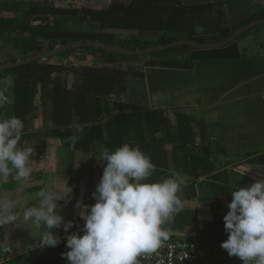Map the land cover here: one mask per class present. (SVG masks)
Segmentation results:
<instances>
[{
    "label": "trees",
    "instance_id": "obj_1",
    "mask_svg": "<svg viewBox=\"0 0 264 264\" xmlns=\"http://www.w3.org/2000/svg\"><path fill=\"white\" fill-rule=\"evenodd\" d=\"M200 8L202 6H184L180 0H112L101 10L0 0V44L9 45L12 39H16L15 34L21 33L22 59H26L78 41H95L129 50L150 47L145 44L140 48H132L128 40L118 38V31L162 32L163 36L154 46L181 40L199 44L218 43L238 29L264 18L262 11L233 28L219 24L214 36H200L195 33L197 23L192 20L199 15ZM60 21L76 26L88 24L92 29H63L56 25ZM237 40L220 49H196L186 62L171 59L163 60L162 63L174 68H189L193 61L199 59L233 58L239 55ZM134 42L138 46L141 44L137 39ZM86 48L103 52L99 57L103 64H78L74 60L63 64L43 59L0 72V79L11 77L13 81L6 93L13 102L0 109V117L10 111L11 117L16 116L22 121L18 146H22L25 141L24 132L29 122L39 119L41 113L46 120V136L60 139L66 148L90 152L91 146L98 142H102L104 149L109 151L126 143L138 146L154 165V170L145 182H162L174 176L165 173L172 167L193 178L183 186L191 191L189 199L200 197L198 192L204 196L226 198L222 213L213 217L207 239V242L220 246L228 238L223 217L229 211L227 204L234 188L229 183L228 170L218 169L214 161L210 160L211 149L196 147L194 150L195 138L185 116H177L176 125H173L163 110H151L116 100L127 93L128 79L138 76L136 71L122 69L121 64L127 55L111 54L94 47L73 50ZM68 52L70 50L63 55ZM16 61L15 58L1 60L0 66ZM111 102L112 111L109 109ZM77 129L81 131L77 132ZM73 136L76 137L75 141ZM246 161L264 164V153L248 155ZM68 186L73 187L68 205L75 206L79 183L70 179ZM94 203L91 191L85 204ZM198 225L197 213L185 211L178 213L168 228H194L196 239L193 241L198 242L201 234Z\"/></svg>",
    "mask_w": 264,
    "mask_h": 264
},
{
    "label": "crops",
    "instance_id": "obj_2",
    "mask_svg": "<svg viewBox=\"0 0 264 264\" xmlns=\"http://www.w3.org/2000/svg\"><path fill=\"white\" fill-rule=\"evenodd\" d=\"M230 1L180 0V3L184 6H202L198 11L199 15L192 20L197 26L205 22L211 25L203 29L204 32L196 30L195 33L210 37L215 35L219 24L233 28L264 11V0H234L233 5ZM139 32L155 33L158 40L163 36L162 32ZM212 43L215 42L207 44ZM237 47L239 55L236 57L199 59L193 61L189 68H174L162 63L163 60L172 58L145 60L138 64L141 70L132 69L135 65L133 62H123L121 64L123 70L138 73L134 78L138 80L136 83L138 92L135 99L128 100L127 86V93L116 100L151 110H163L173 125H176L177 116H185L195 138L194 150L196 151V147L211 149L210 160L214 161L218 169L228 170L230 185L244 187L256 180H264V164L246 161L248 155L264 153V30L246 32L237 40ZM194 50L196 49L190 47L189 51H183L173 59L186 62ZM112 107L113 102L109 105L110 111ZM9 116L11 117L10 114ZM6 118L8 117L4 115L0 117ZM45 125V116L41 113L39 119L29 122L24 132L25 141L19 146L30 147L33 150L31 156L33 172L30 180L25 183L23 192H17L19 182L9 178L0 182V193L22 199L26 198V194L42 189L59 192L65 181L69 184V180L74 179L79 183L77 201L85 204L102 176L103 165L98 159L104 150L103 143L92 145L90 152L66 148L60 139L46 136ZM165 173H172L183 181L181 191L178 193L184 205L180 212L197 213L199 221L197 229L201 233L197 243L203 253V264H242L239 258L230 257L220 246L207 242L213 217L222 213L226 198L204 196L198 192L200 197L189 199L191 191L183 186L193 178L189 174L175 171L172 167ZM202 181L203 178L200 179L201 184L204 183ZM58 203L65 222L69 220L74 222V227L67 234L79 232L82 235L84 221L77 216L78 209L72 205H65L63 200ZM178 213L174 214L163 227L168 233L185 234L196 239L194 228L186 227L181 230L168 228ZM9 226L0 228V231L3 229L9 231L11 229ZM12 233L6 236L13 240L9 243L14 245L12 251L4 252L6 256L2 254L1 258L26 259L30 264H68L61 256V253L69 250L66 247L64 240L66 234L62 226L60 229H53V233L61 237V243L55 248H40L37 231L30 230L27 226L14 228ZM6 238L5 241L8 242Z\"/></svg>",
    "mask_w": 264,
    "mask_h": 264
},
{
    "label": "clouds",
    "instance_id": "obj_3",
    "mask_svg": "<svg viewBox=\"0 0 264 264\" xmlns=\"http://www.w3.org/2000/svg\"><path fill=\"white\" fill-rule=\"evenodd\" d=\"M196 30L202 31L199 26ZM12 83L11 77L0 79V109L13 102L6 94ZM22 127L16 116L0 119V182L18 181L17 192H23L33 172L32 148L18 146ZM98 161L103 171L92 193L95 203L75 205L84 221L82 235H68L74 222H65L60 214L58 202L67 205L72 199L73 187L67 181L59 192L42 189L22 199L0 193V228L27 226L37 231L40 248H55L61 237L53 229L62 226L69 250L61 256L68 264H139L138 257L157 252L168 239L163 225L183 210L178 195L183 181L174 175L162 182H145L154 165L138 146L127 143L114 151L104 149ZM230 194L229 211L223 217L228 238L220 247L242 264H264V180L235 185ZM0 264H5L4 257Z\"/></svg>",
    "mask_w": 264,
    "mask_h": 264
},
{
    "label": "rangeland",
    "instance_id": "obj_4",
    "mask_svg": "<svg viewBox=\"0 0 264 264\" xmlns=\"http://www.w3.org/2000/svg\"><path fill=\"white\" fill-rule=\"evenodd\" d=\"M12 1L14 2L21 1V2H26V3L37 4V5H53V6L72 5L79 9L92 8L95 10H100V9L105 8L108 4H110L112 0H12ZM181 1L185 2L188 0H181ZM230 4L233 5L234 0H231ZM56 25L59 26L60 28L68 29V30L69 29H79V30L88 31L92 29L91 26H89L88 24L76 26L71 23H65V22L60 21V22H57ZM209 25L211 24L207 22H205L204 24H199L198 26L202 28V31L200 32H204L203 29L209 28L208 27ZM258 29L264 30V24L253 28L251 31H257ZM116 34L118 38L123 39V40H128L132 48L133 47L140 48L141 46L145 44L150 46L148 48L156 47L154 46V44L159 41L158 38L155 37L156 34L150 33V32L144 33V32H134V31H118L116 32ZM20 37H22V34L17 33L15 34L16 39H12L13 41L9 45L0 44V61L1 60L7 61V60H10L11 58L21 60L24 57L22 39ZM134 39H137L141 42L140 46L136 45V43L134 42ZM73 49H71L70 52H68L65 55L63 54L56 55V56L47 58L46 60H48L49 62H57V63H63V64H68L70 63L71 60H74V62L77 61L76 63L78 64L86 63V64H92L95 66L103 64L102 63L103 61L99 59V57L103 55V52L99 50L89 49V48L76 49V50H73ZM138 50H142V49H138ZM189 50L190 48L188 46H178V47H174V48L162 51V52H156L153 54L140 55V56H127L126 58L123 59V62L125 63L133 62L135 65L132 69L141 70V68L138 67V64L140 62H143L145 60H151V59H167V58L173 59V58H176L177 55L182 54L183 51H189ZM137 82H138L137 79L129 78L128 80L129 90H128V94H126V97L128 100L135 99L137 97V92H138V88L136 86ZM9 114L10 112L6 111L4 116L9 118L10 117ZM9 227L11 228L9 231H7L6 229H3V231H0V258L4 252L9 251V250L12 251V248L14 246L13 244L9 245L10 242L11 243L13 242L12 238H9V237L6 238V236H8V234H13L12 232L14 231V228L16 227L12 225H10ZM175 237L181 238L179 234L175 235ZM5 238L8 240V242L5 241ZM182 238L193 239V238H189L185 236ZM5 242L7 243V245ZM2 256H6V254L5 255L3 254ZM10 258L12 257H4L5 264H30L27 262L26 259L13 260Z\"/></svg>",
    "mask_w": 264,
    "mask_h": 264
},
{
    "label": "water",
    "instance_id": "obj_5",
    "mask_svg": "<svg viewBox=\"0 0 264 264\" xmlns=\"http://www.w3.org/2000/svg\"><path fill=\"white\" fill-rule=\"evenodd\" d=\"M263 24H264V18L261 20L252 22L238 29L236 32H234L231 36H229L225 40L218 42V43H212V44H199V43H196L190 40H181V41H176L173 43H168V44L146 48L142 50H129V49L107 46V45H104L103 43H99L95 41H78V42H74V43H71L65 46L57 47L53 51L48 52V53L34 55L26 59L18 60L15 63L1 65L0 72L7 70V69H12L15 67L23 66V65L35 62V61L47 59V58H50L56 55H60L73 48H79V47H94V48L102 49L107 53L127 55V56H140V55L153 54L156 52H162V51H165V50H168L174 47H178V46H188V47H191L197 50H215V49H220V48L228 46L229 44L237 40L244 33L252 30L253 28L257 26L263 25Z\"/></svg>",
    "mask_w": 264,
    "mask_h": 264
},
{
    "label": "built area",
    "instance_id": "obj_6",
    "mask_svg": "<svg viewBox=\"0 0 264 264\" xmlns=\"http://www.w3.org/2000/svg\"><path fill=\"white\" fill-rule=\"evenodd\" d=\"M168 233V239L155 253L138 257L139 264H203V253L199 244L185 234Z\"/></svg>",
    "mask_w": 264,
    "mask_h": 264
},
{
    "label": "flooded vegetation",
    "instance_id": "obj_7",
    "mask_svg": "<svg viewBox=\"0 0 264 264\" xmlns=\"http://www.w3.org/2000/svg\"><path fill=\"white\" fill-rule=\"evenodd\" d=\"M9 1H11V2H13V3H19V2H21V1H19V2H14V1H12V0H9ZM23 3H26V2H23Z\"/></svg>",
    "mask_w": 264,
    "mask_h": 264
}]
</instances>
